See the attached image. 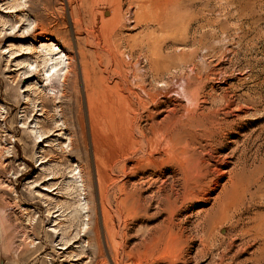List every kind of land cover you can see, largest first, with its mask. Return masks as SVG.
<instances>
[{"label": "rangeland", "instance_id": "1", "mask_svg": "<svg viewBox=\"0 0 264 264\" xmlns=\"http://www.w3.org/2000/svg\"><path fill=\"white\" fill-rule=\"evenodd\" d=\"M99 1L0 0V264H264V222L260 227L259 223L255 222L256 217H259L262 220L264 219V0H175V2H173L174 0H147V2L146 0H140V2L136 0L138 4L141 3V6L137 5L136 1V4H134L132 0H114V4L118 2V5H121L119 11L120 15L118 16H116V14L113 15L116 7L113 3H111L113 0ZM129 2L131 4L133 3V7L130 4L128 5ZM160 3L162 4V7L165 6L167 9L168 4L169 6H172V8L169 7L173 18L171 20L170 27L171 25L172 27L178 25L177 27H173L175 30H167L172 32L171 38L177 35L172 39L169 37L170 35H167L168 37L164 35L163 37V34L161 35L160 33L163 32L168 34V32L166 33V31L158 29L156 23H153L154 19L151 18L152 16H156V12L158 10L157 6ZM92 5H94L95 10H93L94 8ZM134 5L137 6V8ZM154 5H156V7H154ZM138 6H140V8H138ZM141 7H145L148 13H150L148 16L150 20L144 22L139 19L137 15L140 14ZM209 10L213 12H210ZM98 12H100V14H98ZM130 13L131 15L133 14V16H131ZM90 14H94L96 18H92L89 16ZM204 14L205 16H208L205 17ZM225 15H227V18H224ZM177 16H179L178 19ZM91 18L95 21L93 20L92 22ZM110 18L112 19L111 21H109ZM113 18L114 21L115 19H119V21L117 20L118 24L116 21V23L113 21ZM77 19V22H83H81V26L80 23L76 24V22H74ZM222 19L225 20V22L227 21L228 24L224 23ZM136 20H138L137 22L141 20V24L139 25ZM191 20H195V22H192ZM214 20L215 24L218 21H220V24L217 23L218 25H214ZM210 21H212L211 29H209ZM239 21L241 23H239ZM110 22H112L114 26ZM187 22L188 24H186ZM111 24L112 26H110ZM181 24L187 26L188 33L186 32V27ZM235 24L238 25L236 26ZM100 25L101 27H99ZM108 25L111 28H106ZM206 25L207 27L209 25V27L207 28ZM230 25L235 26L236 29H239V31L242 29V32H237L238 30ZM201 26L203 29H200ZM223 26L224 28L222 29L224 30L221 29ZM184 27L185 31H183ZM197 27L200 28L198 29ZM225 27H228V29L225 30ZM240 27L242 28L240 29ZM189 28L191 29L189 30ZM111 29L113 30L111 31ZM180 29H182L183 32H186V35L183 34ZM91 30L96 32H90ZM152 30L153 32H151ZM197 30L199 31L197 32ZM213 30L214 34L216 33L215 35L212 34ZM110 31L112 35L114 32V36L117 38L113 37V39H111L112 35L110 34ZM210 31L212 33H210ZM225 31L227 32V35L225 34ZM173 32L175 35H173ZM196 32L198 34H196ZM98 33L100 35H98ZM138 33H143L141 38L140 35L138 36ZM145 33L151 37L146 39L147 36H144ZM189 33H191V35ZM232 34L235 36H231ZM118 35L122 36L120 37L122 40ZM200 35L202 36V39L200 38ZM143 36L144 38H142ZM153 36L154 40L158 36L156 39L159 42L156 40L150 43V41L153 40ZM226 36L228 38H226ZM239 36L242 42L238 39ZM204 37L205 39H203ZM114 38L116 40H114ZM161 38L163 41L165 38L166 41L163 42L160 40ZM233 38L235 39L233 40ZM133 39H136L137 42ZM104 40H106L104 43L106 46H103ZM107 40H109V43L115 41L113 42L114 47H112V49L110 47L113 46V44L111 43V46L107 45ZM141 40L143 41L141 42ZM174 41L175 44H173ZM186 41L189 43H186ZM154 42L156 44L155 50L151 49L152 46H148L151 44L153 45ZM133 45L137 46L134 47ZM157 46L160 47L159 50H157ZM115 47L120 48L115 49ZM132 47L134 50L138 49V52H136L137 50L133 51ZM147 47H149L151 55H148L150 53ZM162 47L165 48L163 49ZM206 47L209 49L207 50ZM109 48L111 50L115 49V51L118 50L120 54L117 53L118 51L115 52L113 50V55H111L112 52H109ZM153 48H155V45H153ZM180 49H183V57H181L182 51H180ZM160 50L163 51L161 52ZM174 50L177 53H175ZM97 51L99 54H96ZM144 51L145 53H143ZM152 51H155L153 53L158 57H154ZM106 52L109 55H107ZM124 54L128 56L126 57ZM144 54H147L148 56H144ZM98 55H100V58ZM116 55H118V57ZM159 55L161 60L159 59ZM63 56L65 61L63 60ZM108 56H110V58ZM114 56H116V60L114 59ZM167 57H169V59H167ZM50 58L56 60L58 65L53 68V71L46 75L45 66L51 61ZM155 58L159 59V61L156 60L159 66L157 65V62L156 65L154 64L153 61H155ZM61 59L63 61L62 66L59 63ZM180 60H182L181 65L182 62L185 63L188 61L187 65L186 63L184 64L185 66L182 65L183 69L179 64ZM98 61L101 64H98ZM149 61H151V64H147L150 63ZM161 61H163L164 66ZM105 62H107V64H105ZM123 62L128 66H125ZM116 63L118 65H116ZM119 64L121 65L120 67ZM166 64L167 67L165 66ZM122 65L127 67V69ZM193 65L196 67H193ZM113 66L115 70L117 69L119 71V75L117 73L118 71L115 72V70L112 69ZM135 66H137V68ZM133 67L135 69H133ZM160 67L161 71L159 70V73H161H156ZM163 67H165V69ZM168 67H170L169 73L165 71ZM171 67H177L178 69L174 68L176 71H173V68ZM108 68H111V70ZM120 68L121 70L126 69L125 75ZM185 68L186 71L184 70ZM222 69H224L225 72H223ZM151 70L154 71L152 72ZM61 71H63L62 74L60 73ZM133 71L137 72L136 76L139 75L142 79H144L142 80L143 84H141V87H139V84V86L132 88L135 85H138L137 83L141 79L138 78L139 76L137 79L134 78L135 74H133ZM87 72L90 74V84L85 78L86 75H88ZM113 72L117 74L114 76L115 73ZM120 72H122V74H120ZM128 72L133 73L129 74ZM155 73L159 75H156ZM189 73H192V75L194 74L193 76L197 82L192 75H189ZM99 74L102 75L99 76ZM122 75L123 77L129 76L127 79L128 82L131 83L128 84V82L125 81L126 78H122ZM132 75L134 77H132ZM144 75L146 77H144ZM206 75H208V77ZM185 76L186 78H184ZM155 77H157V79ZM189 77L190 80L192 79L193 81H189ZM133 79L135 81H133ZM142 81H140V83H142ZM114 82L116 84L121 83L122 85L113 84ZM132 83H135L134 86H131ZM198 83H200V86L202 85V88ZM123 84L126 86L124 85V87ZM144 84L146 86V88L144 87V90L147 93L142 90ZM166 84L167 86H170L167 88ZM103 85L108 87L107 89L111 86V91L115 88L113 86L116 85L117 89L113 90H118V95L113 92L115 100L111 98L114 96L111 91H103ZM119 86H123L124 91L122 90L123 88H120ZM198 86L200 87V93L199 90L195 91L196 93L193 91L194 96H192L193 92L191 90H195L194 88ZM130 87L135 92H131ZM183 87V90L191 94L193 98L199 99H195L193 102L200 101L201 103L192 102V104L189 103L190 101L188 100L185 101L186 98L184 96V92H182ZM152 88L156 91L154 92V89ZM90 89L92 90L90 91ZM127 89L131 93H129ZM96 92H100L98 94L103 92V95H99L103 99L108 96L107 98H109V102L112 101L110 105L113 104L115 106L114 110L119 109L121 111L130 106L128 110H125L129 111V115H132V119L130 120L128 117L129 115L125 112V110L123 112L121 111L124 115H122V113L118 110L117 112H111L113 115L110 113L113 117L116 116L115 118L118 119V122L115 118L113 120H108L111 117L108 111H112V105L111 108L106 107L105 104L108 101L107 98V101L104 99L105 101H103L102 104H100V99L99 107L101 108L102 106L104 107L102 109L105 110L107 108L109 109L108 111L106 110L107 112L102 110V112L104 111V113H108L107 115L109 116V118H107V116L104 118H106L109 122L113 121L114 123H110L116 126L106 123L108 121L102 118L104 113L100 116L101 109L99 107L96 109V112L100 109V113L98 112L100 118L98 119V113H96L95 110V113L92 111L94 108H97L98 103L97 105L95 103L96 107L93 106V108L90 106L92 105L91 103H89L88 106V98L91 99L92 93L94 96L93 102H95V100L96 102L99 101L97 100L99 99V96H96ZM109 92L112 94L111 97ZM105 93L107 96H104ZM132 93H135L136 95H133ZM150 93L154 94L155 97L154 95L152 97V94ZM130 94L132 96H130ZM121 95L124 97H122L123 99L121 98ZM125 95L129 98L127 101L125 99ZM156 95H158V97H156ZM137 96H139L142 100L140 99L139 101V97L137 98ZM144 96L145 100L143 98ZM225 96H227V98ZM221 97L224 98L223 101V98ZM93 98L91 100H93ZM152 98L156 100V104H154L155 102H153L154 99ZM121 99H125L127 103L124 101L122 102ZM118 100L121 101V103H119ZM145 101L146 103L148 101L150 102L145 104ZM213 101L217 102H215V105L217 106L214 105ZM228 101L231 104L228 103ZM133 102L135 103L136 108L134 109L132 107V110L131 106L134 105ZM141 102L145 108L141 106ZM116 103L118 107L116 106ZM128 103L131 104L128 106ZM149 104L152 105L149 107ZM108 105L109 104H107V106ZM120 105H122V107H120ZM123 105L125 108H123ZM194 105L199 108H197L199 112L198 110H194ZM89 107H91L92 110ZM116 107L117 109H115ZM183 107H193V109H191L195 112H187V114L194 115H191V117L190 115H183L186 114V111H184L185 108ZM136 109H138L137 112L134 111ZM216 109H218L217 112H215ZM91 112L94 113L95 117L90 118V116H94ZM147 112L150 113L148 114ZM117 113L119 114V117L121 116L122 118L119 119L116 115ZM179 113L182 115L180 116L182 118L183 116L186 118H196V121L198 120V125H196L199 128H201V124H207L209 132L206 133L204 131V133L201 131L202 129L195 127V131L193 133L191 130L194 127L186 126V123L188 122H183L186 118H183L182 121L181 118H179L180 120H177ZM200 113L202 115L206 113V115L202 116ZM217 113L218 117L216 116ZM125 114L128 119L127 117L124 119ZM150 114H155V118H153V115L149 116ZM168 114L171 116H167ZM174 114H177L178 117H176L177 115L173 117ZM198 114L202 116L203 119ZM146 116L150 119H146ZM165 116L167 118H163ZM168 117L170 119L172 117L175 119L173 122L169 123L167 122L169 121ZM206 118L212 120L213 124L206 122ZM212 118H214V120ZM123 119L124 121H132V123L135 121V123L132 125L131 122V124L125 122V124L122 122ZM199 119L205 121L200 123L199 121L201 120ZM101 121L102 123L104 121V123H100ZM140 121L142 122L140 123ZM185 121H188V119ZM175 122L178 124L179 133L177 132V125H174L176 124ZM90 123L93 124V126ZM127 123L130 126L126 129L125 127H127ZM104 124H106V128L108 130L104 127ZM118 124L123 125L124 131H121L120 127L122 128V126H119ZM157 124L159 127L162 125L160 130L157 129L159 127H155ZM165 124H167V126ZM169 124H171V127L174 125V128H169ZM100 125L103 126V130L100 128L102 127ZM107 125L109 128L110 126L116 127V129L118 128L119 135H117L118 130L115 128L111 129L112 127L110 128L111 130H109ZM163 125L168 127H165L166 129L164 128L165 133L170 129L168 134L166 133L167 135H164L165 138L163 133H161ZM218 125H220V127ZM91 126L94 129H92ZM136 126L139 128L138 132H141V134L145 133L146 135L143 134L142 136L140 133L136 132L138 130ZM183 126L185 128H183ZM209 127L212 128L210 129ZM133 128H136V130ZM152 128H155L154 131ZM104 129L105 131L107 130L106 133L110 132L107 136L105 134L103 137L101 135L105 133ZM114 129L115 131L111 134V131ZM167 129L168 131H166ZM212 129L214 132L216 129V132L214 133ZM219 129L221 132H219ZM155 130L157 133L156 135L161 137L160 139L162 141L164 140L163 142H161L159 137L156 135L154 137L153 134ZM128 131L129 133L131 132L130 135L133 133V136L130 137L129 134L126 135ZM147 131H150V133ZM189 131H191L192 133H190L193 135L189 134ZM90 133H94L95 136ZM223 134L227 136L223 137ZM170 135H172V138ZM176 135L179 138L176 137ZM187 135L192 137L190 138ZM127 136L130 139H134V141H132L133 139H131V141L135 146L130 144L131 141L127 138ZM98 137H101V139H97ZM123 137L126 138V140H129L130 148L128 141H123ZM149 137L151 139H149ZM152 137L154 138L152 139ZM169 137L172 142H175H173L174 145L170 143L171 141L169 140ZM144 138L151 141L148 143L147 139L145 140ZM155 138H158L157 145L160 147L158 149L159 151H157L159 153L156 152L152 154L150 152L152 147L150 148V146H152L151 143ZM165 139H168L167 141L170 142L165 144ZM187 139L190 141H187ZM181 140L184 141L181 142ZM215 140H219L217 141L218 143ZM179 141L180 143L178 145L177 142ZM186 142L189 143V146ZM140 144L142 145L141 147ZM152 144H155V140ZM176 144L178 145V149H181L180 146H182L184 151L187 149H185L186 146L190 148L192 144L193 146L191 148L194 150L196 148L195 151L198 150L197 152L199 153H195L193 152L194 150H189L188 148L191 153L187 150L189 153L185 151L182 158H180L183 159V157H185L186 161H190L189 163L191 165L186 162L185 159H177V157H181V153H179L180 150L177 149L179 151L177 152L175 149L178 153L177 154L172 152L171 148V146L177 147ZM212 144L214 146H212ZM109 145L111 148H109ZM114 145H117L116 147L118 149ZM162 145H167L168 148L167 146L162 148L164 147ZM184 145L186 146L184 147ZM97 146L99 148L101 147V152L100 150H97L99 149ZM201 146L202 148L204 146V148L201 149ZM169 147L173 153L172 159L170 158L172 161L168 159L169 155L167 157V153H169L167 149L169 150ZM235 147H237V149ZM109 149H111V152ZM116 149L118 150L117 153L115 151ZM148 149L149 151H147ZM199 150L204 152L206 150L207 152L204 154ZM130 151L134 153H131ZM164 153L165 155L163 156L162 154ZM193 153L196 155L198 154L197 158L200 159L196 160V155ZM231 153L235 156H233V154L230 155ZM192 154L195 157H192ZM123 157L125 159L127 158V163L125 164V159ZM163 157L170 160L171 162H169L170 164L172 163V165H170ZM208 158L210 159V162H208ZM102 159L103 161L100 162ZM204 159L207 162H205ZM238 159H240L246 167L243 171L247 173L245 175L242 174V176L240 175V177L236 176V179H234L236 182L238 181V185L241 186L240 188V186H238L234 181L235 185H237V189L243 190V193H245L244 195L240 191V193H242L241 197L244 196L240 198L242 199L241 202L239 198H234V195L231 196L232 191L229 190L234 187L230 188L233 180L229 178L231 177L229 172L231 173L234 171L233 174H235V172L237 174L239 170L241 171V167H244L243 164L240 167L239 162H236ZM162 160H164L165 163L168 162V165L170 166H167L166 164L164 165V161ZM136 161L137 163L142 164H140V166L138 164L137 167H134L136 166ZM144 161H147V163L145 164ZM105 163H110L108 165L110 170L106 166L108 169L107 173H104V177L108 174V178L106 177L108 180L107 182L112 185L110 184V186L109 183H106V187L109 188L110 186V188L107 189L103 186L105 188V194H101L103 190L100 193L101 187L99 186V176L97 175L99 174V170L96 168H106ZM113 163H119V165H114ZM198 163H201L202 166ZM208 163H210V166ZM112 164L113 166H110ZM206 164H208V166H206ZM97 165L99 166L97 167ZM198 165L200 168L206 167V170L204 168V170H200V168L197 169ZM115 166L116 168H114ZM118 166H122V170ZM130 166L133 167L129 168ZM151 167H153V169ZM207 167L211 171H207ZM132 168H135V170H131ZM154 168L157 171H154ZM143 169H145V171ZM128 170H131V172H127ZM101 171L103 172V170ZM119 171L125 174H122ZM205 171L207 172L203 174ZM104 172H106V169H104ZM185 173H187V175ZM184 175L185 177L187 176L188 179H186ZM203 175L204 179H202ZM151 177L154 180L155 178H159V181L156 179L158 183H156V181L154 182ZM163 178L164 181L162 183L161 180H163ZM183 178L185 179L183 180ZM238 178L239 180H237ZM149 180H151V182ZM175 180L176 182H174ZM149 183L150 185L152 184L151 187H148ZM198 183H200V187L202 186L201 188L204 189H199L200 187ZM207 184L210 186L208 187ZM225 184L227 185L225 186ZM139 185L141 190H138ZM186 185L187 188H185ZM181 186L182 188H180ZM183 186L185 187L183 188ZM191 186L193 187V190ZM207 187L209 189H207ZM243 188L247 189L244 190ZM202 190L205 191L203 192ZM228 190L231 191V193H228L229 195L227 194V192H229ZM189 191L193 194H189ZM121 192H124L125 194ZM187 193L190 195H188L189 199L193 195V201L188 200L184 202V199H188V196L186 197ZM103 195L107 196L104 197ZM179 195H181L180 198ZM219 195L220 198H218ZM149 196L152 199L151 202L150 200L147 201ZM227 196L230 199H235V205L228 207L229 210H227L229 212L226 211L225 213L226 215L228 212V215L221 218L218 213H213L212 209L214 205H218L223 202V199L225 201ZM177 198L178 201H181L178 202ZM204 198L207 199L205 200ZM173 199L177 201V205L174 201H172ZM166 200H168V202ZM102 201L105 202V206L107 208H103L102 203L104 202ZM169 201L173 203L169 205ZM103 214L106 216H103ZM203 223H205L204 230L202 228ZM240 231L241 235L239 236Z\"/></svg>", "mask_w": 264, "mask_h": 264}, {"label": "bare ground", "instance_id": "2", "mask_svg": "<svg viewBox=\"0 0 264 264\" xmlns=\"http://www.w3.org/2000/svg\"><path fill=\"white\" fill-rule=\"evenodd\" d=\"M70 1H72V0H70ZM78 1H81V0H78ZM87 1H89V0H87ZM98 1H99V0H98ZM118 1H120V0H118ZM132 1H133L134 4H136V3H135L136 0H132ZM132 1H130V2H132ZM137 1L140 2V0H137ZM137 1H136V2H137ZM142 1H143V0H142ZM176 1H178V0H176ZM99 2H100V1H99ZM110 2H111V1H110ZM110 2H109V3H110ZM130 2L128 3V5H129V4H130V5L133 4V3L131 4ZM146 2H147V0H146ZM146 2H145V3H146ZM148 2H150V1H148ZM168 2H169V1H168ZM171 2H172V1H171ZM173 2H175V0H174ZM83 3H84V2H83ZM111 3L114 4V0H113V2H111ZM115 3H116V1H115ZM121 3H122V2H121ZM162 3H163V2H162ZM89 4H90V3H89ZM91 4H92V3H91ZM116 4H117V5H116ZM116 4H114L116 7H115V10H114L115 13H114L113 15L116 14V16H118V15H120V14H119V11H120V6H121V5H118V2H117ZM140 4H141V3L138 4V2H137V5H140ZM151 4H152V3H151ZM108 5H109V4H108ZM156 5H157V4H156ZM156 5H154V7H156ZM160 5H161V6H160ZM165 5H167V4H165ZM208 5H209V4H208ZM208 5H207V6H208ZM92 6H93V8H94V5H92ZM122 6H123V5H122ZM134 6H135V5H134ZM140 6H141V5H140ZM140 6H138V8H140ZM147 6H148V5H147ZM108 7H109V6H108ZM110 7H111V6H110ZM132 7H133V5H132ZM135 7L137 8V6H135ZM152 7H153V6H152ZM152 7H151V8H152ZM167 7H168V9H167L165 6L162 7V4L160 3V4L157 6V9H158L157 12H156V11H153V12H156V13H157L156 16H155V17L152 16L151 18L154 19V22H153V23H156V25L158 26V29H160L161 31H166V33L168 32V34H165V33H163V32L160 33V34H161V35L163 34V35H162L163 37H164V35H165V36L170 35L169 37L171 38V33H172V32H171V31H167V30H169V29L172 30L173 27H177L178 25H177V26L175 25V26H173V27H172V25H171L172 28L170 27L171 20H172L173 18H172V15H171V11L169 10V7L172 8V6H169V4H168ZM82 8H83V7H82ZM91 8H92V7H91ZM93 8H92V9H93ZM123 8H124V6H123ZM92 9H90V10H92ZM129 9H130V8H129ZM84 10H85V9H84ZM93 10H95V8H94ZM137 10H138V9H137ZM201 10H203V9H201ZM223 10H224V9H223ZM96 11H97V10H96ZM132 11H133V10H132ZM209 11H210V10H209ZM209 11H207V12H209ZM225 11H226V10H225ZM84 12H85V11H84ZM90 12H91V11H90ZM125 12H126V11H125ZM175 12H176V11H175ZM210 12H213V11H210ZM223 12H224V11H223ZM226 12H227V11H226ZM203 13H204V12H203ZM229 13H230V12H229ZM98 14H100V12H98ZM111 14H112V13H111ZM125 14H126V13H125ZM127 14H128V12H127ZM206 14H207V13H206ZM210 14H212V13H210ZM226 14H227V13H226ZM101 15H102V14H101ZM101 15H100V16H101ZM130 15H131V13H130ZM149 15H150V13H148V11L146 10V8H145V7H141V12H140V14H138L137 16L139 17V19H141V20H143V21L145 22V21L150 20V19L148 18ZM199 15H200V14H199ZM201 15H203V14H201ZM208 15H209V13H208ZM208 15H206V16H208ZM222 15H223V14H222ZM230 15L232 16V14H230ZM242 15H243V14H242ZM89 16H91L92 18L95 17L94 14H93V15L90 14ZM103 16H104V15H103ZM131 16H133V14H132ZM196 16H197V15H196ZM196 16H195V17H196ZM204 16H205V14H204ZM206 16H205V17H206ZM223 16H224V15H223ZM243 16H244V15H243ZM243 16H242V18H243ZM101 17H102V16H101ZM128 17H129V14H128ZM197 17H198V16H197ZM197 17H196V18H197ZM209 17H211V16H209ZM220 17H221V16H220ZM232 17H234V16H232ZM232 17H231V18H232ZM239 17H240V16H239ZM78 18H79V17H78ZM86 18H87V17H86ZM92 18H91V19H92ZM95 18H96V17H95ZM95 18H94V19H95ZM118 18H119V17H118ZM130 18H131V17H130ZM133 18H134V17H133ZM178 18H179V16H177V19H178ZM187 18H189V17H187ZM190 18H191V17H190ZM198 18H200V17H198ZM198 18H197V19H198ZM214 18H215V17H214ZM217 18H218V17H217ZM224 18H227V15H225ZM224 18H223V19H224ZM235 18H236V17H235ZM240 18H241V17H240ZM240 18H239V20H240ZM79 19H81V18H79ZM83 19H85V18H83ZM83 19H82V20H83ZM94 19H92V22H93ZM104 19H105V18H104ZM124 19H125V18H124ZM134 19H135V18H134ZM137 19H138V18H137ZM194 19H195V18H194ZM201 19H202V18H201ZM204 19H206V18H204ZM210 19H211V18H210ZM219 19H220V18H219ZM223 19H222V20H223ZM236 19H237V18H236ZM74 20H75V19H74ZM97 20H98V19H97ZM99 20H100V19H99ZM111 20H112V19L110 18L109 21H111ZM117 20L119 21V19H117ZM117 20L115 19L116 22H117ZM141 20H140V21H141ZM202 20H203V19H202ZM202 20H201V21H202ZM207 20H208V19H207ZM222 20H221V21H222ZM226 20H227V19H226ZM234 20H235V19H234ZM77 21H78V19H77L76 21H74V22H76V24H77V23H80V26H81V22H82V21H81V22H77ZM88 21H89V20H88ZM94 21H95V20H94ZM109 21H108V24H109ZM113 21H114V18H113ZM115 21H114V22H115ZM137 21H138V20H136V22H137ZM140 21L137 22V23H139V25L141 24ZM191 21H192V22H195V20H194V21L191 20ZM196 21H197V20H196ZM198 21H199V20H198ZM212 21H213V19H212ZM212 21H210V27H209V25H208L209 29H211V22H212ZM216 21H217V20H216ZM228 21H229V19H228ZM237 21H238V20H237ZM240 21H241V20H240ZM240 21H239V23H241ZM116 22H115V23H116ZM126 22H127V21H126ZM126 22H125V23H126ZM133 22H134V21H133ZM185 22H186V21H185ZM205 22H206V21H205ZM219 22H220V21H218L217 23H219ZM223 22L226 23V24H228V22H227V21L225 22V20H223ZM229 22H230V21H229ZM235 22H236V21H235ZM82 23H83V22H82ZM105 23H106V22H105ZM110 23H112V22H110ZM121 23H122V22H121ZM127 23H129V22H127ZM130 23H131V22H130ZM150 23L153 24L152 22H150ZM150 23H148V24H150ZM189 23H190V22H189ZM202 23H203V22H202ZM202 23H201V24H202ZM217 23H216V24H217ZM230 23H231V22H230ZM230 23H229V24H230ZM239 23H238V24H239ZM242 23H243V22H242ZM244 23H245V22H244ZM246 23H247V22H246ZM76 24H75V25H76ZM94 24H95V23H94ZM94 24H93V25H94ZM112 24H113V23H112ZM112 24H111L110 26H112ZM117 24H118V22H117ZM122 24H124V23H122ZM131 24H132V23H131ZM133 24H134V23H133ZM182 24H183V23H182ZM182 24H181V25H182ZM184 24H185V23H184ZM186 24H188V22H187ZM196 24H197V23H196ZM201 24H200V25H201ZM207 24H209V23H207ZM212 24H213V23H212ZM216 24H215V20H214V25H216ZM219 24H220V23H219ZM226 24H225V26H226ZM238 24H237V25H238ZM247 24H249V23H247ZM247 24H246V25H247ZM101 25H102V24H101ZM101 25H100L99 27H101ZM103 25H104V23H103ZM120 25H121V24H120ZM129 25H130V24H129ZM135 25H136V24H135ZM154 25H155V24H154ZM181 25H180V26H181ZM202 25H203V24H202ZM217 25H218V24H217ZM233 25H234V24H233ZM235 25H236V24H235ZM237 25H236V26H237ZM239 25H241V24H239ZM246 25H245V26H246ZM31 26H32V25H31ZM95 26H96V25H95ZM110 26L108 25V27H106V28H111ZM113 26H114V24H113ZM118 26H119V25H118ZM121 26H122V25H121ZM126 26H127V25H126ZM126 26H125V27H126ZM147 26H148V25H147ZM150 26H151V25H150ZM157 26H155V27H157ZM180 26H179V27H180ZM182 26H185V25H182ZM191 26H192V25H191ZM191 26H190V27H191ZM219 26H220V25H219ZM227 26H229V25H227ZM230 26H231V25H230ZM104 27H105V25H104ZM135 27H136V26H135ZM185 27H186V29H187L186 32L188 33V28H187V26H185ZM185 27H184V30H183V31H185ZM206 27H207V25H206ZM208 27H207V28H208ZM216 27H217V26H216ZM231 27H235V26H231ZM116 28H117V26H116ZM122 28H124V27H122ZM148 28H149V27H148ZM150 28H151V27H150ZM152 28H153V27H152ZM197 28H198V27H197ZM197 28H196V29H197ZM199 28H200V27H199ZM199 28H198V29H199ZM212 28H213V27H212ZM222 28H224V26L221 27V29H222ZM241 28H242V27H240V29H241ZM113 29H115V28H113ZM113 29H111V31H112ZM117 29H118V28H117ZM124 29H125V28H124ZM182 29H183V28H182ZM182 29H180L181 32H183ZM190 29H191V28H189V30H190ZM200 29H203V27L201 26ZM204 29H205V28H204ZM226 29H228V27H227V28L225 27V30H226ZM229 29H230V28H229ZM235 29H236V27H235ZM96 30H97V29H96ZM98 30H99V29H98ZM173 30H175V28H174ZM219 30H220V29H219ZM222 30H224V29H222ZM236 30H238L237 32H240L242 29H241L240 31H239V29H236ZM111 31H110V34L112 35ZM117 31H118V30H117ZM119 31H120V30H119ZM143 31H144V30H143ZM180 31H179V32H180ZM198 31H199V30H197V32H198ZM211 31H212V30H211ZM211 31H210V33H212ZM215 31H216V29H215ZM90 32L95 33L96 31L91 30ZM90 32H88V33H90ZM98 32H99V31H98ZM114 32H115V30H114ZM114 32H113V35H112V38H111V39H113V37H115V36H114ZM148 32H150V31H148ZM151 32H153V30H152ZM169 32H170V33H169ZM181 32H180V33H181ZM186 32H183V34H185ZM191 32H192V30H191ZM197 32H196V34H198ZM221 32H223V31H221ZM232 32H233V30H232ZM234 32H235V31H234ZM241 32H242V31H241ZM143 33H144V32H143ZM143 33H141V34L138 33V36L140 35V38H141V36H142ZM200 33H201V32H200ZM223 33H224V32H223ZM100 34L102 35L101 32H100ZM100 34L98 33V35H100ZM106 34H107V33H106ZM106 34H105V35H106ZM110 34H108V35L111 36ZM118 34H119V33H118ZM121 34H122V32H121ZM148 34H149V33H148ZM152 34H153V33H152ZM189 34L191 35V33H189ZM193 34H194V33H193ZM212 34H214V30H213V33H212ZM215 34H216V33H215ZM215 34H214V35H215ZM220 34H222V33H220ZM225 34L227 35V32H226V31H225ZM88 35H89V34H88ZM91 35H92V34H91ZM105 35H103V36H105ZM115 35H116V34H115ZM149 35H150V34H149ZM161 35H160V36H161ZM173 35H175L174 32H173ZM173 35H172V36H173ZM185 35H186V34H185ZM185 35H184V37H185ZM202 35H203V34H202ZM210 35H211V34H210ZM236 35H237V34H236ZM238 35H239V34H238ZM240 35H241V34H240ZM103 36H102V37H103ZM118 36H119V35H118ZM138 36H137V38H138ZM144 36H145V37L147 36L146 39L149 37L146 33H145ZM144 36H143L142 38H144ZM155 36H156V35H155ZM176 36H177V35H176ZM176 36H173V37H176ZM193 36H194V35H193ZM203 36H204V35H203ZM211 36H212V35H211ZM223 36H224V35H223ZM231 36L234 37L235 35L232 34ZM231 36H230V37H231ZM246 36H247V35H246ZM95 37H96V36H95ZM120 37H122V36H119V38H120ZM134 37H135V36H134ZM150 37H151V36H150ZM150 37H149V38H150ZM157 37H158V36H157ZM157 37H156V38H157ZM167 37H168V36H167ZM173 37H172V38H173ZM187 37H188V36H187ZM190 37H191V36H190ZM196 37H197V36H196ZM201 37H202V36L200 35V38H201ZM230 37H229V38H230ZM93 38H94V37H93ZM97 38H98V37H97ZM115 38H117V37H115ZM115 38H114V40H116ZM125 38H126V37H125ZM128 38H129V37H128ZM128 38H127V39H128ZM140 38H139V40H140ZM153 38H154V36L152 37V39H153ZM156 38H155V40L153 39L152 41H150V43H152L153 41H156V40H157ZM165 38H166V37H165ZM165 38H164V41H166ZM172 38H171V39H172ZM179 38H181V37H179ZM179 38H176V39H179ZM226 38H228V37L226 36ZM226 38H225V39H226ZM109 39H110V38H109ZM111 39H110V40H111ZM120 39H121V38H120ZM174 39H175V38H174ZM188 39H189V38H188ZM201 39H202V38H201ZM203 39H205V37H204ZM234 39H235V38H233V40H234ZM238 39H240V36H239ZM242 39H243V38H242ZM94 40H96V39H94ZM102 40H103V38H102ZM121 40H122V39H121ZM125 40H126V39H125ZM130 40H131V39H130ZM130 40H129V41H130ZM133 40H134L135 42H137L136 39H133ZM133 40H132V41H133ZM137 40H138V39H137ZM160 40H162V38H161ZM167 40H168V39H167ZM199 40H200V39H199ZM240 40H241V39H240ZM105 41H106V40H104V42H103V46H106V44L104 45ZM107 41H108V44H107V45H109V46H111V43L113 44V42H115V41H113V40H112L113 42H111V43H109V40H107ZM117 41H118V40H117ZM119 41H120V40H119ZM142 41H143V40H141V42H142ZM157 41H158V40H157ZM162 41H163V40H162ZM164 41H163V42H164ZM178 41H179V40H178ZM178 41H177V42H178ZM181 41H182V40H181ZM196 41H198V40H196ZM201 41H203V40H201ZM201 41H199V42H201ZM124 42H125V41H124ZM126 42H127V41H126ZM130 42H131V41H130ZM158 42H159V41H158ZM177 42H176V43H177ZM179 42H180V41H179ZM238 42H239V41H238ZM240 42H242V40H241ZM240 42H239V44H240ZM117 43H118V42H117ZM122 43H123V41H122ZM133 43H134V42H133ZM180 43H181V42H180ZM182 43H183V42H182ZM184 43H185V42H184ZM186 43H189V42L186 41ZM201 43H202V42H201ZM98 44H99V43H98ZM118 44H119V43H118ZM136 44H137V43H136ZM139 44H140V43H139ZM139 44H138V45H139ZM147 44H148V43H147ZM168 44H169V43H168ZM173 44H175V41H174ZM237 44H238V43H237ZM239 44H238V45H239ZM99 45H101V44H99ZM122 45H123V44H122ZM153 45H155V48H153ZM153 45L151 44V45H148V46H152L151 49H154V50H155V49H156V44H155V42H154ZM240 45H241V44H240ZM116 46H117V45H116ZM133 46L136 47L137 45H136V46L133 45ZM146 46H147V45H146ZM159 46H160V45H159ZM112 47H114V44H113V46H111L110 48L112 49ZM157 47H158V46H157ZM160 47H161V46H160ZM160 47H158L157 50H159ZM110 48H109V52L111 51V52H112L111 55H113V50L115 51V49H116L117 47H115V49H113V50H111ZM118 48H120V47H118ZM118 48H117V49H118ZM132 48H133V47H132ZM132 48H131V49H132ZM137 48H138V47H137ZM147 48H148V50H149V47H147ZM162 48H163V47H162ZM164 48H165V47H164ZM164 48H163V49H164ZM169 48H170V47H169ZM206 48H207V47H206ZM166 49H167V48H166ZM204 49H205V48H204ZM208 49H209V48H207V50H208ZM78 50H79V49H78ZM119 50H120V49H119ZM136 50H137V51H136ZM136 50H134V48H133V51L138 52V49H136ZM145 50H146V48H145ZM148 50H146V51L148 52ZM182 50H183V49H182ZM182 50L180 49V51H182ZM205 50H206V49H205ZM207 50H206V51H207ZM211 50H212V49H211ZM211 50H210V51H211ZM213 50H214V49H213ZM100 51H103V50H100ZM117 51H118V50H117ZM117 51H115V52H117ZM142 51H143V49H142ZM160 51L162 52L163 50H160ZM160 51H159V52H160ZM167 51H168V50H167ZM171 51H172V50H171ZM171 51H170V52H171ZM180 51H179V52H180ZM104 52H105V51H104ZM107 52H108V50H107ZM107 52H106V54H107ZM115 52H114V53H115ZM120 52H121V51H120ZM129 52H130V51H129ZM153 52H155V51H152V53H153ZM159 52H158V53H159ZM172 52H173V51H172ZM174 52H175V50H174ZM179 52H178V53H179ZM188 52H189V51H188ZM95 53H96V52H95ZM117 53H119V51H118ZM140 53H141V52H140ZM143 53H145V51H144ZM149 53H150V50H149ZM163 53H164V52H163ZM175 53H177V52H175ZM180 53H181V52H180ZM81 54H82V53H81ZM96 54H99V52L97 51ZM119 54H120V53H119ZM119 54H118V55H119ZM126 54H127V53H126ZM141 54H142V53H141ZM141 54H140V55H141ZM155 54H156V53H155ZM159 54H160V53H159ZM172 54H173V53H172ZM190 54H191V53H190ZM107 55H109V54H107ZM114 55H115V54H114ZM118 55H116V56L118 57ZM124 55H125V54H124ZM130 55H131V54H130ZM146 55H147V54H144V56H146ZM148 55H151V53L148 54ZM148 55H147V56H148ZM153 55H154V53H153ZM176 55H178V54H176ZM176 55H175V56H176ZM186 55H187V53H186ZM186 55H185V57H186ZM196 55H197V53H196ZM98 56H99V58H100V55H98ZM98 56H97V57H98ZM116 56H114V59H115V60L117 59ZM125 56H126V55H125ZM127 56H128V55H127ZM127 56H126V57H127ZM138 56H139V55H138ZM155 56H157V55H154V57H155ZM161 56H162V54H161ZM165 56H166V55H165ZM167 56H168V52H167ZM178 56H179V55H178ZM178 56H177V57H178ZM80 57H81V56H80ZM83 57H84V56H83ZM97 57H96V58H97ZM108 57L110 58V56H108ZM123 57H124V56H123ZM140 57H142V56H140ZM154 57H152V58H154ZM157 57H158V56H157ZM157 57H156V58H157ZM181 57H183V51H182ZM185 57H184V60H185ZM190 57H191V55H190ZM102 58H104V57H102ZM105 58H106V57H105ZM146 58H147V57H146ZM146 58H145V59H146ZM156 58H155V61H153L155 65H156V62H157L156 60L159 61V59H160V55H159V59H156ZM165 58H166V57H165ZM191 58H192V57H191ZM131 59H132V58H131ZM133 59H134V58H133ZM149 59H150V58H149ZM167 59H169V57H167ZM179 59H180V58H179ZM182 59H183V58H182ZM193 59H194V58H193ZM50 60H51V61H50L49 63H47L46 66H45V74H46V75H47L48 73H50L51 71H53V68H55V66L58 65V63L56 62V60H54L53 58H50ZM63 60L65 61L64 56H63ZM80 60H81V59H80ZM88 60H89V59H88ZM100 60H101V59H100ZM103 60H104V59H103ZM107 60H108V59H107ZM112 60H113V59H112ZM151 60H152V59H151ZM153 60H154V59H153ZM160 60H161V59H160ZM176 60H177V59H176ZM101 61H102V60H101ZM105 61H106V60H105ZM117 61H118V60H117ZM117 61H116V62H117ZM128 61H129V58H128ZM128 61H127V62H128ZM177 61H178V60H177ZM177 61H175V62H177ZM181 61H182V60L179 61V62H180V63H179L180 65H181ZM125 62H126V60H125ZM149 62H150V63H147V64H151V61H149ZM161 62H162V65H163V64H164L163 61H161ZM161 62H160V63H161ZM166 62H167V61H166ZM168 62H169V61H168ZM59 63H60V65L62 66V64H63L62 59H61V61H59ZM99 63H100V62L98 61V64H99ZM118 63H120V62H118ZM123 63H124V62H123ZM130 63H131V60H130ZM185 63H186V65H187L188 61L185 62ZM185 63L182 62V65H184ZM191 63H192V60H191ZM191 63H190V64H191ZM81 64H82V63H81ZM100 64H101V63H100ZM103 64H104V63H103ZM105 64H107V62H105ZM110 64H111V61H110ZM120 64H121V63H120ZM120 64H119V67L121 66ZM172 64H173V62H172ZM193 64H194V61H193ZM196 64H197V63H196ZM196 64H195V65H196ZM112 65H113V62H112ZM116 65H118V64L116 63ZM124 65H125V63H124ZM124 65H122V66H124ZM126 65H127V64H126ZM126 65H125V66H126ZM157 65H158V62H157ZM160 65H161V64H160ZM168 65H169V64H168ZM182 65H181V68H182ZM188 65H189V64H188ZM195 65H193V67H194ZM100 66H101V65H100ZM105 66H106V65H105ZM105 66H103V67H105ZM114 66H115V64H114ZM114 66H113L112 69L115 70ZM125 66H124V67H125ZM127 66H128V65H127ZM137 66H139V65H137ZM137 66H135V67L137 68ZM153 66H154V65H153ZM158 66H159V65H158ZM158 66H157V67H158ZM163 66H164V65H163ZM165 66L167 67V64H166ZM169 66H170V65H169ZM175 66H176V65H175ZM178 66H179V65H178ZM184 66H185V65H184ZM196 66H197V65H196ZM196 66H195V67H196ZM124 67H123V68H124ZM139 67H140V66H139ZM154 67H156V66H154ZM154 67H153V68H154ZM186 67H187V66H186ZM188 67H189V66H188ZM99 68H100V67H99ZM125 68L127 69V67H125ZM147 68H148V67H147ZM151 68H152V66H151ZM163 68L165 69V67H163ZM169 68H170V67H168L167 70H165L167 73H169V71H170ZM171 68H173L172 70L174 71L177 67H176V68H175V67H171ZM174 68H175V69H174ZM179 68H180V67H179ZM108 69L111 70V68H108ZM108 69H107V70H108ZM126 69H125V70H126ZM128 69H129V67H128ZM133 69H135V68L133 67ZM156 69H158V68H156ZM164 69H163V70H164ZM177 69H178V68H177ZM182 69H183V68H182ZM182 69H179V70H182ZM197 69H198V68H197ZM107 70H106V71H107ZM109 70H108V71H109ZM120 70H121V68H120ZM125 70H121V71L124 72V75H125ZM138 70H139V69H138ZM148 70H149V69H148ZM159 70L161 71V67L158 69V72L155 70L156 73H159ZM163 70H162V71H163ZM184 70L186 71V68H185ZM184 70H183V71H184ZM108 71H107V73H108ZM112 71H113V70H112ZM117 71H118V70L116 69L115 72H117ZM151 71H152V70H151ZM153 71H154V70H153ZM153 71H152V72H153ZM175 71H176V70H175ZM197 71H198V70H197ZM218 71H219V70H218ZM222 71L225 72L224 69H222ZM92 72H93V71H92ZM115 72H113V73H115ZM133 72H134V71H133ZM133 72H132V73H133ZM139 72H140V71H139ZM190 72H191V71H190ZM220 72H221V71H220ZM60 73L62 74L63 71H61ZM85 73H86V72H85ZM117 73H118V75H119V71H118ZM117 73H115L114 76H115ZM128 73H129V72H128ZM132 73L130 72L129 74H132ZM156 73H155V74H156ZM160 73H161V72H160ZM160 73H159V74H160ZM185 73H186V72H185ZM199 73H200V72H199ZM87 74H88V72H87ZM104 74H105V73H104ZM120 74H122V72H120ZM129 74H128V75H129ZM133 74H135V77H134L133 75H132V77H134V78L137 79V77L139 76V75L136 76L137 72H134ZM159 74H156V75H159ZM165 74H166V73H165ZM197 74H198V72H197ZM216 74H218V73H216ZM220 74H221V73H220ZM84 75H85V74H84ZM101 75H102V74H99V76H101ZM126 75H127V72H126ZM145 75H146V74H145ZM145 75H144V77H146ZM163 75H164V74H163ZM163 75H162V77H163ZM189 75H192V73H191V74L189 73ZM193 75H194V74H193ZM193 75H192V76H193ZM200 75H202V74H200ZM222 75H223V74H222ZM120 76H121V75H120ZM153 76H154V75H153ZM160 76H161V75H160ZM206 76L208 77V75H206ZM94 77H95V76H94ZM103 77H104V75H103ZM109 77H110V76H109ZM127 77H129V76H127ZM127 77H126V76L123 77V75H122V78H126V79H125L126 82H128ZM144 77H143V78H144ZM157 77H158V76H157ZM157 77H155V78L157 79ZM190 77H191V76H190ZM190 77H189V81H193L192 79L190 80ZM193 77H194V76H193ZM85 78H86V80L88 81V83L90 84V82H89V80H90V74L86 75ZM98 78H99V77H98ZM101 78H102V77H101ZM101 78H100V79H101ZM130 78H131V77H130ZM138 78H139V79L141 78L140 81L144 80V79H142V77H140V76H139ZM155 78H154V79H155ZM158 78H159V77H158ZM184 78H186V76H185ZM184 78H183V79H184ZM187 78H188V77H187ZM200 78H201V76H200ZM104 79H105V78H104ZM156 79H155V80H156ZM194 79H195V77H194ZM204 79H205V78H204ZM102 80H103V78H102ZM102 80H101V83H102ZM184 80H185V79H184ZM195 80H196V79H195ZM206 80H207V79H206ZM94 81H95V80H94ZM133 81H135V80L133 79ZM140 81H139V82L137 81L138 83L136 82L138 85H135V86H134L135 83H134V84L132 83V85H131V84H130V85H131V86H134V87H132V88H135L136 86H139V84H140L139 87H141V86H142L141 84H143V81H142V83H140ZM104 82H105V80H104ZM126 82H125V84H126ZM183 82H184V81H183ZM196 82H197V80H196ZM196 82H195V83H196ZM122 83H123V82H122ZM129 83H131V82H128V84H129ZM144 83H145V82H144ZM190 83H191V82H190ZM190 83H189V84H190ZM104 84H105V83H104ZM107 84H109V83H107ZM113 84H116V83L114 82ZM117 84H119V83H117ZM117 84H116V85H117ZM120 84H121V83H120ZM120 84H119V85H120ZM125 84H123V86H124ZM192 84H193V82H192ZM198 84H199V86H200V83H198ZM202 84H203V83H202ZM105 85H106V84H105ZM105 85H103V86L105 87ZM109 85H110V84H109ZM111 85H112V84H111ZM116 85L113 86V87H115L114 89H117V88H116ZM121 85H122V84H121ZM121 85H120V86H121ZM196 85H197V84H196ZM106 86H108V85H106ZM120 86H119V87H120ZM123 86L120 87V88H123ZM125 86H126V85H125ZM125 86H124V87H125ZM150 86H151V85H150ZM166 86H167V84H166ZM169 86H170V85H169ZM169 86H167V88H168ZM189 86H191V85H189ZM193 86H194V85H193ZM199 86L196 87V88H198V89L194 88L195 90H193V89H192L193 87L191 86V87H192V88H191V89H192L191 91H192V92H193V91L195 92V91H198V90H199V93H200V89H199V88H200V87L202 88V85H201L200 87H199ZM98 87H99V85H98ZM104 87H103V91H104V92H105L106 90L111 91V90H110V89H111V88H110L111 86H109V89H107L108 87H105L106 89H105ZM113 87H112V88H113ZM127 87H128V86H127ZM144 87L146 88L145 84H144V86L142 87V90L145 89ZM152 87H153V86H152ZM228 87H229V86H228ZM92 88H93V87H92ZM132 88L130 87L131 92L134 91V90H132ZM171 88H172V87H171ZM188 88H189V87H188ZM188 88H187V89H188ZM203 88H204V87H203ZM94 89H95V87H94ZM96 89H98V88H96ZM99 89H100V88H99ZM114 89H113V90H114ZM128 89H129V87H128ZM128 89H127V90H128ZM147 89H148V88H147ZM147 89H146V90H147ZM152 89H154V88H152ZM152 89H150V90H152ZM165 89H166V88H165ZM183 89H184V87L182 88V92H184V96H185V98H186L185 101L188 100V101H190L189 103H192L193 101H195V99L199 100L198 98H193V97H192V96H194V92H193V95L191 96V94H189L187 91H184ZM91 90H92V89H90V91H91ZM113 90L111 91L113 95H114L113 92H115L116 94L118 93V92H117L118 90H115V91H113ZM122 90L124 91V88H123ZM162 90H163V89H162ZM162 90H161V92H162ZM189 90H190V89H189ZM189 90H188V91H189ZM96 91H97V90H96ZM100 91H101V89H100ZM128 91H129V90H128ZM140 91H141V90H140ZM144 91H145V90H144ZM155 91H156V90L154 89V92H155ZM158 91H159V90H158ZM226 91H227V90H226ZM111 92H109V93H110V97L112 96ZM131 92L129 91V93H131ZM134 92H135V91H134ZM145 92H146V91H145ZM145 92H144V93H145ZM150 92H151V91H150ZM189 92H190V91H189ZM201 92H203V91H201ZM96 93H97V92H96ZM98 93H100V92H98ZM98 93L96 94V96H97V95H98V96H99V95H103V94H102L103 92H101V94H98ZM106 93H107V92H106ZM106 93H105L104 96H107ZM119 93H120V92H119ZM122 93H123V92H122ZM136 93H137V92H136ZM146 93H147V92H146ZM158 93H159V92H158ZM195 93H196V92H195ZM89 94H90V93H89ZM120 94H121V93H120ZM120 94H119V95H120ZM132 94L134 95L135 93H132ZM150 94H152V93H150ZM156 94H157V93H156ZM179 94H180V93H179ZM202 94H204V93H202ZM224 94H225V92H224ZM117 95H118V94H117ZM127 95H128V94H127ZM135 95H136V94H135ZM138 95H139V94H138ZM153 95H154V94H152V97H153ZM160 95H161V93H160ZM90 96H91V94H90ZM104 96H103V97H104ZM130 96H132V95L130 94ZM142 96H143V95H142ZM146 96H147V95H146ZM177 96H178V94H177ZM202 96H203V95H202ZM223 96H224V95H223ZM87 97H88V96H87ZM93 97H94V96H93V93H92V97H91V99H92ZM107 97H108V96H107ZM107 97L104 98L106 101H107V99H108V101H107L108 103L106 102V104H105L106 107H110V108H111V105H112V111H108V110H109L108 108L106 109V110L109 112V115H110L111 112L113 113V111H114V112H117V111L119 110V109H117V107H118V106H117V103H118V102L116 103V106H117V107L115 108V109H117V110H114V107H115V106H114L113 104L110 105V103H111L112 101L109 102V98H107ZM114 97H115V95L112 96L111 98L114 99ZM117 97H118V96H117ZM117 97H116V98H117ZM122 97H123V96L121 95V98H122ZM125 97H126V95H125ZM138 97H139V96H137V98H138ZM154 97H155V95H154ZM156 97H158V95H156ZM161 97H162V96H161ZM179 97H180V96H179ZM195 97H196V95H195ZM225 97L227 98V96H225ZM98 98H99V99H97V100H99L98 102H96V100H95V102H93V101H94V98H93V100H91L90 98H88V106H89V103H91L92 105H90V106L93 108V106H95V103H96V105H97V103H98L97 108H94L93 110H92L91 107H89V108H91V110H92L93 112H94V110H95V112H96V109H98V107L100 106V105H99L100 99H101L100 104H102V102L105 101L101 96H99ZM106 98H107V99H106ZM118 98H119V97H118ZM118 98H117V99H118ZM123 98H124V97H123ZM123 98H122V99H123ZM143 98H144V100H145V96H144ZM204 98H205V97H204ZM216 98H217V97H216ZM221 98H223V97H221ZM89 99H90V101H92L94 104H93L92 102H90ZM95 99H96V98H95ZM102 99H103V100H102ZM113 99H112V100H113ZM117 99H116V100H117ZM119 99H120V98H119ZM122 99H121V100H122ZM125 99H126V101H127V99H129V98L126 97ZM125 99L122 100V102L124 101L125 103H127V102L125 101ZM140 99H141V98L139 97V101H140ZM152 99H154V98H152ZM152 99H151V100H152ZM156 99H158V98H156ZM259 99H260V98H259ZM114 100H115V99H114ZM130 100H132V99H130ZM130 100H129V101H130ZM141 100H142V99H141ZM144 100H143V101H144ZM149 100H150V99H149ZM158 100H159V99H158ZM158 100H157V101H158ZM164 100H165V99H164ZM179 100H181V99H179ZM182 100H183V99H182ZM223 100H224V98L222 99V101H223ZM118 101H119V100H118ZM152 101H153V100H152ZM155 101H156V100L154 99L153 102H155ZM160 101H161V99H160ZM201 101H202V100H201ZM222 101H221V102H222ZM225 101H226V100H225ZM114 102H115V101H114ZM131 102H132V101H131ZM148 102H150V101H148ZM148 102H147V103H148ZM161 102H162V101H161ZM198 102H200V101L193 102V103H198ZM203 102H204V99H203ZM213 102H214V105H215V102H216V101H213ZM119 103H121V101H119ZM119 103H118V104H119ZM133 103H134V102H133ZM136 103H137V102H136ZM144 103L147 104L146 101H145ZM151 103H152V102H151ZM157 103H158V102H157ZM183 103H184V102H183ZM193 103H192V104H193ZM200 103H201V102H200ZM216 103H217V102H216ZM224 103H225V102H224ZM228 103H230V102L228 101ZM107 104H109L110 106H109V105L107 106ZM123 104H124V103H123ZM130 104H131V103H130ZM130 104L128 103V106H129ZM138 104H139V102H138ZM152 104H153V103H152ZM152 104H151V105H152ZM154 104H156V102H155ZM186 104H187V103H186ZM218 104H220V103H218ZM230 104H231V103H230ZM136 105H137V104H136ZM151 105L149 104V107H150ZM189 105H190V104H189ZM198 105H199V104H198ZM103 106H104V103H103ZM134 106H135V103H134L133 106H131V109H132V110H133V108H134V109L136 108V106H135V107H134ZM138 106H139V105H138ZM138 106H137V108H138ZM141 106H143L142 102H141ZM146 106H147V105H146ZM154 106H155V105H154ZM158 106H160V105H158ZM191 106H193V105H191ZM215 106H217V105H215ZM219 106H220V105H219ZM219 106H218V107H219ZM223 106H224V105H223ZM95 107H96V106H95ZM106 107H105V108H106ZM120 107H122V105H120ZM129 107H130V106H129ZM129 107H126V108H125L124 105H123V108H125V109H127V110H128ZM132 107H133V108H132ZM143 107H144V106H143ZM152 107H153V106H152ZM174 107H175V106H174ZM174 107H173V108H174ZM213 107H214V106H213ZM99 108H100V107H99ZM102 108H104V107L101 106V108H100L101 111H100V109H99V111L101 112L100 116H102V113H104V111L107 112L105 109H102ZM123 108H122V109H123ZM139 108H140V107H139ZM144 108H145V107H144ZM183 108H185L184 111H186V112H185L186 114H183V115H185V116L188 115L187 112L193 113V112H195L196 110L199 109L197 106L195 107V105H194V110H195V111L192 110L193 107H191L192 109L189 108V107H188L189 109L186 108V107H183ZM183 108H182V110H183ZM197 108H198V109H197ZM201 108H202V107H201ZM201 108H200V109H201ZM214 108H216V107H214ZM223 108H224V107H223ZM223 108H222V109H223ZM241 108H243V107H241ZM241 108H240V109H241ZM125 109H123V110H121V111L123 112ZM141 109H142V108H141ZM141 109H140V110H141ZM219 109H221V108H219ZM88 110H89V109H88ZM102 110H104V111L102 112ZM132 110H131V111H132ZM137 110H138V109H136V110H134V111L137 112ZM143 110H144V109H143ZM177 110H178V108H177ZM188 110H189V111H188ZM223 110H224V109H223ZM226 110H228V109H226ZM99 111H98V112H99ZM119 111H120V110H119ZM121 111H120V113H122ZM131 111H130V112H131ZM147 111H148V108H147ZM184 111H183V112H184ZM191 111H192V112H191ZM200 111L203 112L202 110H200ZM217 111H218V109L215 110V112H217ZM224 111H225V110H224ZM95 112H94V113H95ZM98 112H96V113H98ZM100 112H99V113H100ZM125 112H127L128 115L130 114L129 111H126V110H125ZM151 112H152V111H151ZM169 112H171V111H169ZM198 112H199V110H198ZM198 112H197V113H198ZM219 112H222V111H219ZM94 113L91 112L92 115H94ZM99 113H98V117H97L98 119L100 118ZM112 113H111V114H112ZM132 113H133V112H132ZM140 113H141V111H140ZM147 113H148V112H147ZM149 113H150V112H149ZM149 113H148V114H149ZM167 113H168V112H167ZM171 113H172V112H171ZM210 113H211V112H210ZM228 113H229V112H228ZM88 114H89V113H88ZM107 114H108V113H104L105 116L103 115L102 118H104V117H106V116H107V118H109V116H108ZM181 114H182V113H181ZM200 114H201V113H200ZM226 114H227V112H226ZM96 115H97V114H96ZM112 115H113V114H112ZM112 115H110L111 117H110L108 120H113V119L116 117L115 114H114L115 117H113ZM116 115H117V117H118L119 119L122 118L121 116L119 117V114H118V113H117ZM120 115H121V114H120ZM122 115H124V113H122ZM142 115H143V113H142ZM151 115H153V118H155V117H154L155 114H150L149 116H151ZM165 115H166V114H165ZM169 115H170V114H168L167 116H169ZM176 115H177V114H176ZM176 115L174 114L173 117L176 116ZM189 115H190V114H189ZM189 115H188V116H189ZM191 115H192V114H191ZM191 115H190V117H191ZM193 115H194V114H193ZM193 115H192V116H193ZM198 115H199V114H198ZM201 115H202V114H201ZM203 115H206V113L203 114ZM203 115H202V116H203ZM209 115H210V114H209ZM214 115H215V114H214ZM131 116H132V115H131ZM131 116H130V115L128 116V117L130 118V120L132 119ZM136 116H137V115H136ZM143 116H144V115H143ZM147 116H148V115H147ZM147 116H146V117H147ZM170 116H171V115H170ZM180 116H182V115H180V113H179V117H178V115L176 116V117H178L177 120H180L179 118H181V121H182L183 118H184V119L186 118V117H184V116H183V118L180 117ZM199 116H200V115H199ZM199 116H197V117H199ZM202 116H200V117L202 118ZM207 116H208V115H207ZM207 116H206V117H207ZM210 116H211V115H210ZM210 116H208V117H210ZM216 116L218 117V113L216 114ZM219 116H220V115H219ZM91 117L93 118V117H95V115H94V116H90V118H91ZM125 117H127L126 114H125V116H124V119H125ZM128 117H127V119H128ZM134 117H135V115H134ZM146 117H144V118H146ZM156 117H157V116H156ZM173 117H172V118H173ZM195 117H196V115H195ZM225 117H226V116H225ZM237 117H238V115H237ZM97 118H96V119H97ZM138 118H139V117H138ZM163 118H167V117L165 116V117H163ZM163 118H162V120H163ZM168 118H169V117H168ZM172 118H171V119H172ZM222 118H223V117H222ZM226 118H227V117H226ZM226 118H225V119H226ZM104 119L107 120L106 118H104ZM104 119H103V120H104ZM115 119H116V118H115ZM124 119L122 120L123 123H125V122H128L129 124L132 123V121H130V122H131V123H130L129 121H124ZM127 119H126V120H127ZM134 119H135V118H134ZM136 119H137V118H136ZM142 119H143V118H142ZM146 119H150V118L147 117ZM171 119L169 118V121H167V122H169V123H170V122H173L175 118H173L172 121H171ZM186 119H188V121H185ZM186 119H185L183 122H184V123H185V122H188V123H186V126L194 127V128H192V130H191V131H193V133H194V131H195V127H198V126H197V125H198V124H197L198 120L196 121V118H194V117H192V118H188V117H187ZM189 119H190V120H189ZM202 119H203V118H202ZM202 119H199V120H201V121H199L200 123H203V121H205V120H206V122H209L210 124L212 123V120H210V119H208V118H206L205 120H202ZM212 119L214 120V118H212ZM217 119H218V118H217ZM227 119H228V118H227ZM94 120H95V118H94ZM101 120H102V119H101ZM105 120H104V121H105ZM108 120H107V121H108ZM116 120H117V122H118V119H116ZM140 120H141V119H140ZM177 120H176V121H177ZM215 120H216V119H215ZM104 121H103V123H104ZM133 121H134V120H133ZM147 121H148V120H147ZM158 121H159V120H158ZM165 121H166V120H165ZM220 121H221V120H220ZM220 121H219V122H220ZM90 122H91V120H90ZM95 122H96V121H95ZM110 122H113V121H110ZM110 122L108 121V122H106V123L109 124ZM141 122H142V121H140V123H141ZM177 122H178V121H177ZM206 122H205V123H206ZM226 122H227V121H226ZM91 123H92V122H91ZM91 123H90V124H91ZM97 123H98V122H97ZM100 123H102V121H101ZM103 123H102V124H103ZM113 123H114V122H113ZM119 123H120V120H119ZM123 123H122V124H123ZM128 123H127V127H125L126 129L128 128V126H130V125H128ZM134 123H135V121L132 123V125H134ZM149 123H150V122H149ZM175 123H176V122H175ZM178 123H179V122H178ZM180 123H181V122H180ZM227 123H228V122H227ZM98 124H99V123H98ZM98 124H97V125H98ZM110 124L113 125L112 123H110ZM110 124H109V125H110ZM115 124H116V122H115ZM125 124H126V123H125ZM151 124H152V123H151ZM155 124H156V122H155ZM158 124H161V123H158ZM158 124H157V125H158ZM196 124H197V125H196ZM212 124H213V123H212ZM224 124H225V123H224ZM231 124H232V123H231ZM91 125L93 126V124H91ZM118 125H119V124H118ZM120 125H121V124H120ZM120 125H119V126H120ZM138 125H139V123H138ZM157 125H155V127H159V125H158V126H157ZM165 125L167 126V124H165ZM170 125H171V124H169L168 127H169ZM174 125H177V132H178V124L176 123V124H174ZM174 125H173V126H174ZM181 125H183V124H181ZM181 125H180V126H181ZM203 125H204V126H203ZM203 125L201 124V128H199V127H198V128H199V129H202L201 131H203V132L205 131L206 133H208V132H209V129H208V127H207V124H204V123H203ZM228 125H229V124H228ZM235 125H236V124H235ZM92 126H91V127H92ZM100 126H102V125H100ZM113 126H116V125H113ZM121 126H122V128L120 127L121 131H124V127H123V125H121ZM124 126H126V125H124ZM140 126H141V125H140ZM147 126H148V124H147ZM166 126L163 125V129H162L163 132H162V130H161V133H163V136H164V135H167L168 132L170 131V129H169V131H168V129H167V130H166V131H168V132H166L167 134L164 132L165 129L168 128V127H166ZM173 126H172V127L170 126L169 128L172 129V128H174ZM202 126H203V127H202ZM215 126H216V125H215ZM218 126L220 127V125H218ZM233 126H234V125H233ZM96 127H97V126H96ZM104 127L106 128V124H104ZM107 127L109 128L108 125H107ZM111 127H112V126H110V128H111ZM132 127H133V126H132ZM136 127H137V126H136ZM152 127H154V126H152ZM165 127H166V128H165ZM224 127H225V126H224ZM234 127H235V126H234ZM98 128H99V126H98ZM98 128H97V129H98ZM100 128L103 130V126L100 127ZM110 128H109V130H111V129H113V128L116 129V127H112L111 129H110ZM148 128H149V127H148ZM161 128H162V125H161V127L157 128V129L160 130ZM164 128H165V129H164ZM175 128H176V127H175ZM183 128H185V127L183 126ZM209 128H210V127H209ZM211 128H212V127H211ZM211 128H210V129H211ZM213 128H214V127H213ZM227 128H228V127H227ZM232 128H233V127H232ZM92 129H94V128L92 127ZM95 129H96V128H95ZM106 129H107V128H106ZM115 129L111 131V134H112V132L115 131ZM122 129H123V130H122ZM133 129L136 130V128H133ZM133 129H131V130H133ZM137 129H138V130H137L136 132L139 131V128H138V127H137ZM140 129H142V128H140ZM154 129H155V128H154ZM154 129L152 128L153 131H154ZM187 129H188V127H187ZM189 129H191V128H189ZM193 129H194V130H193ZM220 129H221V128H220ZM220 129H219V132H221ZM234 129H235V128H234ZM98 130H99V129H98ZM98 130H97V131H98ZM107 130H108V129H107ZM107 130H106V131H107ZM116 130H118V128H117ZM175 130H176V129H175ZM184 130H185V129H184ZM212 130H213V129H212ZM223 130H224V129H223ZM226 130H227V129H226ZM229 130H230V129H229ZM99 131H101V130H99ZM104 131H105V129H104ZM106 131H105V133H104L103 135H101V136L104 137L105 134H106V136H107V134H108L110 131H109L108 133H106ZM141 131H142V130H141ZM179 131H180V127H179ZM185 131H186V130H185ZM191 131H189V134L192 133ZM199 131H200V130H199ZM91 132H92V130H91ZM93 132H94V131H93ZM117 132H118L117 135H119V130H118ZM134 132H135V131H134ZM143 132H144V131H143ZM147 132H148V131H147ZM157 132H158V131H157ZM174 132H175V131H174ZM174 132H171V133H174ZM190 132H191V133H190ZM196 132H197V131H196ZM205 132H204V133H205ZM213 132H214V130H213ZM215 132H216V129H215ZM215 132H214V133H215ZM126 133H127V132H126ZM130 133H131V132H130ZM130 133H129V131H128V133H127L126 135H128V134L130 135ZM138 133L141 134V132H138ZM148 133H150V131H149ZM161 133H160V134H161ZM175 133H176V132H175ZM178 133H179V132H178ZM214 133H213V134H214ZM223 133H224V132H223ZM227 133H229V132H227ZM90 134H91V133H90ZM92 134H94V133H92ZM92 134H91V135H92ZM114 134H115V133H114ZM143 134H145V133H143ZM143 134H141V135L143 136ZM156 134H157V133H156V130H155V132H154V134H153L154 137H155ZM169 134H170V133H169ZM176 134H177V133H176ZM141 135H140V136H141ZM145 135H146V134H145ZM172 135H173V134H172ZM172 135H170L171 138H172ZM181 135H182V134H181ZM181 135H180V136H181ZM191 135H193V134H191ZM196 135H197V134H196ZM198 135H199V134H198ZM209 135H210V134H209ZM209 135H208V136H209ZM219 135H220V133H219ZM93 136H95V134H94ZM98 136H99V134H98ZM131 136H133V133H132V135H130V137H131ZM147 136H148V135H147ZM147 136H146V137H147ZM156 136H157V135H156ZM163 136H162V139H163ZM173 136H174V135H173ZM184 136H185V135H184ZM187 136H188V135H187ZM194 136H195V135H194ZM194 136H193V137H194ZM205 136H206V135H205ZM210 136H211V135H210ZM213 136H214V135H213ZM215 136H216V134H215ZM220 136H221V135H220ZM220 136H219V137H220ZM224 136H227V135H224V134H223V137H224ZM124 137H126V136H124ZM124 137H123V138H124ZM144 137H145V136H144ZM150 137H151V135H150ZM150 137H149V139H151ZM154 137H152V139H153ZM157 137H159V136H157ZM176 137H178V136L176 135ZM188 137H190V136H188ZM191 137H192V136H191ZM191 137H190V138H191ZM197 137H198V136H197ZM211 137H212V136H211ZM211 137H210V138H211ZM94 138H95V137H94ZM94 138H93V139H94ZM127 138H129V137L127 136ZM160 138H161V137H159V139H160ZM164 138H165V136H164ZM166 138H167V137H166ZM171 138L169 137V140H170V141H171ZM178 138H179V137H178ZM97 139H101V137H100V138L98 137ZM102 139H103V138H102ZM129 139H130V138H129ZM131 139H133V138H131ZM131 139H130V141H131ZM144 139L146 140L147 138H144ZM175 139H176V138H175ZM203 139H204V138H203ZM205 139H206V138H205ZM226 139H227V138H226ZM114 140H115V139H114ZM125 140H126V138L123 139V141H125ZM154 140H155V144H152ZM154 140H153L152 143H151L152 146H150V148L152 147V149H151V151H150L152 154H154V153H156V152L159 153V152H158V151H159L158 149H159V147H160V146L157 145V143H158V138H155ZM160 140H161V139H160ZM165 140H166V139H165ZM167 140H168V139H167ZM167 140H166V143H165V144H167L168 142H170V141H167ZM173 140H174V138H173ZM196 140H197V138H196ZM198 140H199V139H198ZM200 140H201V139H200ZM211 140H212V138H211ZM213 140H214V139H213ZM219 140H220V138H219ZM219 140H217V141H219ZM222 140H223V139H222ZM232 140H233V139H232ZM95 141H96V140H95ZM99 141H100V140H99ZM101 141H102V140H101ZM126 141H128V144L130 143L129 140H126ZM132 141H134V139H133ZM132 141H131L130 144H131V145H134V144H132ZM143 141H144V140H143ZM147 141H148V139H147ZM150 141H151V140H149L148 143H149ZM163 141H164V140H163ZM163 141L161 140V142H163ZM175 141H178V140H175ZM182 141H184V140H181V142H182ZM187 141H190V140L187 139ZM205 141H206V140H205ZM215 141H216V140H215ZM217 141H216V142H217ZM220 141H221V140H220ZM224 141H225V140H224ZM235 141H236V140H235ZM159 142H160V141H159ZM173 142H174V141H173ZM173 142L171 141L170 143L174 145L175 142H174V143H173ZM192 142H193V141H192ZM212 142H213V141H212ZM216 142H215V143H216ZM221 142H222V141H221ZM105 143H106V142H105ZM126 143H127V142H126ZM148 143H147V144H148ZM179 143H180V141L177 142L178 145H179ZM183 143H184V142H183ZM201 143H202V141H201ZM201 143H200V144H201ZM206 143H207V141H206ZM213 143H214V142H213ZM217 143H218V142H217ZM226 143H227V142H226ZM226 143H225V144H226ZM94 144H95V143H94ZM106 144H107V143H106ZM110 144H111V143H110ZM116 144H117V143H116ZM128 144H127V145H128ZM130 144H129V148H130ZM144 144H145V143H144ZM159 144H160V143H159ZM161 144H163V143H161ZM165 144H164V145H165ZM171 144H170V145H171ZM177 144H176V145H177ZM184 144H185V143H184ZM186 144L189 146V143L186 142ZM196 144H197V143H196ZM223 144H224V143H223ZM164 145H162V146H164ZM178 145H177V147H176V146H173V147H174V151H173V147L171 146V148H172V152H174V153H177V152H179L178 150H180L179 153H181V155H180V154H179V155H180L181 157L178 158V157L176 156L177 159L182 158V155L184 154L185 151L188 152L190 149H191V150H194L193 148H191V147L193 146V144H192V146H191L190 148H189L188 146L184 145V147L186 146L185 149L187 148L185 151L183 150L182 146H180V148H181L182 150H181V149H178ZM201 145H203V144H201ZM209 145H210V144H209ZM94 146H95V145H94ZM109 146H110V145H109ZM114 146L116 147L117 145H114ZM134 146H135V145H134ZM141 146H142V145L140 144V147H141ZM148 146H149V144H148ZM162 146H161V147H162ZM166 146H167V145H166ZM166 146H164V147H162V148H165ZM194 146H195V145H194ZM206 146H207V144H206ZM212 146H214V145L212 144ZM222 146H223V145H222ZM222 146H221V147H222ZM224 146H225V145H224ZM234 146H235V145H234ZM97 147H98V146H97ZM144 147H145V146H144ZM144 147H143V150H144ZM196 147H197V146H196ZM210 147H211V146H210ZM237 147H238V145H237ZM237 147H235V148L237 149ZM92 148H93V147H92ZM95 148H96V147H95ZM98 148H99V147H98ZM109 148H111V146H110ZM116 148H117V147H116ZM126 148H127V147H126ZM126 148H125V151H126ZM145 148H146V147H145ZM167 148H168V146H167ZM171 148L169 147V150L167 149V151L169 152V153H167V157H168V155H169L168 159H170V158L172 159V157H173V156H172L173 153L171 152ZM188 148H189V150H188ZM203 148H204V146H203ZM203 148H202V146H201V149H203ZM213 148H214V147H213ZM213 148H212V149H213ZM239 148H240V146H239ZM239 148H238V149H239ZM112 149H115V148H112ZM117 149H118V148H117ZM117 149L115 150L116 153H117V151H118ZM141 149H142V148H141ZM141 149H139V150H141ZM175 149H176V150L178 149L177 152L175 151ZM197 149H198V147H197ZM205 149H206V147H205ZM240 149H241V148H240ZM97 150H100V152H101V147H100L99 149H97ZM97 150H94V151H97ZM106 150H107V149H106ZM119 150H121V149H119ZM157 150H158V151H157ZM164 150H166V149H164ZM187 150H188V151H187ZM195 150H196V148H195ZM195 150H194L193 152L196 153L198 150H197V151H195ZM208 150H209V149H208ZM210 150H211V149H210ZM109 151L111 152V149H109ZM113 151H114V150H113ZM125 151H124V152H125ZM147 151H149V149H148ZM199 151H201V150H199ZM235 151H236V150H235ZM235 151H234V152H235ZM239 151H240V150H239ZM98 152H99V151H98ZM100 152H99V153H100ZM110 152H109V153H110ZM130 152H131V151H130ZM142 152H143V151H142ZM150 152H149V154H150ZM164 152H166V151H164ZM189 152H190V151H189ZM189 152H188V153H189ZM201 152H203L204 154H206L205 152H207V151L205 150V152H204V151H201ZM208 152H210V151H208ZM212 152H213V151H212ZM230 152H231V151H230ZM234 152H233V153H234ZM112 153H114V152H112ZM116 153H115V156H116ZM118 153H119V152H118ZM131 153H134V152H131ZM144 153H145V152H144ZM162 153H163V152H162ZM190 153H191V152H190ZM197 153H199V152H197ZM233 153H231L230 155H232ZM129 154H130V153H129ZM139 154H140V153H139ZM145 154H146V153H145ZM152 154H151V155H152ZM177 154H178V153H177ZM186 154H187V153H186ZM193 154H194V153H193ZM193 154H192V157H195L194 155H196V154H194V155H193ZM212 154H213V153H212ZM236 154H237V153H236ZM117 155H118V154H117ZM119 155H120V154H119ZM130 155H131V154H130ZM146 155H147V154H146ZM162 155L164 156L165 153L162 154ZM175 155H176V154H175ZM179 155H178V156H179ZM190 155H191V154H190ZM197 155H198V154H197ZM197 155H196V160L200 159V158H197ZM199 155H201V154H199ZM208 155H209V154H208ZM103 156H104V155H103ZM144 156H145V155H144ZM157 156H158V155H157ZM170 156H171V157H170ZM187 156H188V155H187ZM201 156H202V155H201ZM212 156H213V155H212ZM228 156H229V155H228ZM233 156H235V155L233 154ZM159 157H161V156H159ZM189 157H190V156H189ZM199 157H200V156H199ZM203 157H204V155H203ZM206 157H207V156H206ZM215 157H216V156H215ZM218 157H219V156H218ZM218 157H217V159H218ZM229 157H230V156H229ZM103 158H104V157H103ZM123 158H124V157H123ZM140 158H141V157H140ZM157 158H158V157H157ZM163 158H164V157H163ZM186 158H187V157H186ZM201 158H202V157H201ZM204 158H205V157H204ZM211 158H212V157H211ZM221 158H222V157H221ZM225 158H227V157H225ZM237 158H239V157H237ZM237 158H236V159H237ZM124 159H125V158H124ZM159 159H160V158H159ZM161 159H162V158H161ZM164 159H166V161H168V162L171 160V159H170V160H167V158H164ZM184 159H185V157H183V159H180V160H184ZM208 159H209V158H208ZM104 160H105V159H104ZM126 160H127V158L125 159L124 164L127 163ZM136 160H137V159H136ZM196 160H195V161H196ZM213 160H215V159H213ZM223 160H224V158H223ZM102 161H103V159H102L100 162H102ZM105 161H106V160H105ZM105 161H104V162H105ZM110 161H111V160H110ZM162 161H164V160H162ZM171 161H172V160H171ZM171 161H170V162H171ZM174 161H175V159H174ZM185 161H186V159H185ZM195 161H192V162H195ZM204 161H205V159H204ZM216 161H217V160H216ZM114 162H115V161H114ZM141 162H143V161H141ZM144 162H145V161H144ZM168 162L165 163V161H164L163 163H164V165L166 164L167 166L172 165V163L170 164V162H169L170 165H168ZM179 162H180V161H179ZM179 162H178V163H179ZM183 162H184V161H183ZM183 162H181V163H183ZM186 162L189 163L190 161H186ZM200 162H202V161H200ZM205 162H207V161H205ZM208 162H210V159H209ZM220 162H221V161H220ZM236 162H239L240 167H241L242 164H243V163L241 162L240 159H238V161H236ZM146 163H147V161L145 162V164H146ZM176 163H177V162H176ZM184 163H185V162H184ZM184 163H183V164H184ZM188 163H187V164H188ZM216 163H217V162H216ZM222 163H223V162H222ZM109 164H110V163H109ZM109 164H108V163H105V167L107 166V167L109 168V166H108ZM113 164H114V163H113ZM113 164L110 165V166H113ZM115 164H117V163H115ZM115 164H114V165H115ZM138 164H139V166H140V164H142V163H137V161H136V164H135L136 166H134V167H137ZM189 164H190V163H189ZM193 164H194V163H193ZM198 164L200 165L201 163H198ZM208 164H209V166H210V163H208ZM208 164H206V166H208ZM226 164H227V163H226ZM236 164H237V163H236ZM117 165H119V163H118ZM117 165H116V166H117ZM133 165H134V164H133ZM143 165H144V163H143ZM143 165H142V166H143ZM190 165H191V164H190ZM196 165H197V164H196ZM196 165H195V166H196ZM199 165L197 166V169L200 168ZM215 165H216V164H215ZM98 166H99V165H97V167H98ZM116 166H115L114 168H116ZM187 166H188V165H187ZM192 166H193V165H192ZM201 166H202V164H201ZM204 166H205V165H204ZM237 166H238V164H237ZM243 166H244V164H243ZM101 167H103V166H101ZM107 167L104 168V169H106V172H104V169H101L100 167L96 168V169L99 170V171H98L99 174H97V175L99 176V177H98V178H99V182H98V183H100V185H99V184H98V185L101 187V188H100V189H101L100 193H101L102 190H103V192H102L101 194H105V188H104V187H106V183H109V182H107L108 180L106 179V177H107L108 174H106L105 177H104V173H107V169H108ZM118 167H119V166H118ZM118 167H117V169H118ZM125 167H126V166H125ZM131 167H133V166H130L129 168H131ZM99 168H100L101 170H103V172H102ZM112 168H113V167H112ZM114 168H113V169H114ZM119 168L121 169L122 166L119 167ZM123 168H124V167H123ZM138 168H139V167H138ZM151 168L153 169V167H151ZM151 168H150V169H151ZM203 168L205 169L206 167H203ZM203 168H200V170L203 169ZM210 168H211V167H210ZM237 168H238V167H237ZM126 169H127V167H126ZM133 169L135 170V168H132L131 170H133ZM147 169H148V168H147ZM147 169H146V170H147ZM172 169H173V168H172ZM204 169H203V170H204ZM207 169H208V167H207ZM233 169H234V168H233ZM238 169H240V168H238ZM243 169H246V167H245V166H244V167H241V171L239 170V172H238L237 174H236V172H235V174H233V172H234L233 170H232L233 172H231V173L228 171L229 174L231 175V177H229V176H228V177H229L231 180H233V182L231 181V182H232V185L230 186V188L234 186L233 189H229V190L232 191L231 196L234 195V196H233L234 198L237 197V198L240 199V198L244 197V196L241 197V195H242V193H243L244 191H243V190H239V189H237V185H238L239 182L237 181V182H238V183H237V182L234 180V179H236V176H237V177H240V175L242 176V174H243V175L247 174V173H245V171H243ZM109 170H110V168H109ZM121 170H122V169H121ZM131 170H128L127 172H129V171L131 172ZM137 170H139V169H137ZM143 170L145 171V169H143ZM155 170H156V169L154 168V171H155ZM205 170H206V169H205ZM141 171H142V170H141ZM156 171H157V170H156ZM207 171H211V170L208 169ZM207 171H205L203 174H205ZM230 171H231V170H230ZM112 172H113V170H112ZM119 172L122 173L121 171H119ZM133 172H134V171H133ZM137 172H138V171H137ZM137 172H135V173H137ZM142 172H143V171H142ZM152 172H153V171H152ZM150 173H151V171H150ZM216 173H217V172H216ZM216 173H215V174H216ZM122 174H125V173H122ZM142 174H143V173H142ZM163 174H164V173H163ZM174 174H175V173H174ZM174 174H172V175H174ZM179 174H180V173H179ZM182 174H184V173H182ZM182 174H181V175H182ZM185 174L187 175V173H185ZM207 174H208V173H207ZM207 174H206V175H207ZM210 174H212V173H210ZM210 174H209V175H210ZM217 174H218V173H217ZM127 175H128V173H127ZM108 176H109V175H108ZM143 176H144V175H143ZM146 176H147V175H146ZM153 176H154V175H153ZM157 176H158V175H157ZM170 176H171V175H170ZM214 176H215V175H214ZM147 177H148V176H147ZM147 177H146V178H147ZM173 177H175V176H173ZM184 177H185V175H184ZM245 177H247V176H245ZM107 178H108V177H107ZM149 178H150V177H149ZM149 178H148V179H149ZM169 178H170V177H169ZM169 178H168V179H169ZM181 178H182V177H181ZM185 178L188 179L187 176H186ZM185 178H183V180H184ZM190 178H191V177H190ZM214 178H215V177H214ZM110 179H111V178H110ZM142 179H144V178H142ZM148 179H147V180H148ZM151 179H152V177H151ZM156 179H157V178H155V180H154V179H152V180H153L154 182L156 181V183H158L157 180H158L159 178H158L157 180H156ZM170 179H171V178H170ZM173 179H174V178H173ZM202 179H204V175H203V178H202ZM215 179H216V178H215ZM144 180H146V179H144ZM199 180H200V179H199ZM220 180H221V179H220ZM227 180H228V179H227ZM237 180H239V178H238ZM240 180H241V179H240ZM109 181H110V180H109ZM113 181H114V179H113ZM149 181L151 182V180H149ZM153 181H152V182H153ZM158 181H159V180H158ZM161 181H162V183H163L164 178H163V180H161ZM187 181H188V180H187ZM228 181H229V180H228ZM234 181L237 183V185H235ZM256 181H257V180H256ZM110 182H112V181H110ZM147 182H148V181H147ZM171 182H172V181H171ZM174 182H176V180H175ZM181 182H182V181H181ZM184 182H185V181H184ZM229 182H230V181H229ZM112 183H113V182H112ZM114 183H115V182H114ZM160 183H161V182H160ZM160 183H159V184H160ZM168 183H169V182H168ZM203 183H204V182H203ZM208 183H209V182H208ZM247 183H249V182H247ZM247 183H246V184H247ZM110 184H111V183H109V185H110ZM159 184H158V185H159ZM169 184H170V183H169ZM171 184H172V183H171ZM198 184H199V187H200V183H198ZM205 184H206V183H205ZM210 184H211V183H210ZM229 184H230V183H229ZM109 185H108V186H109ZM111 185H112V184H111ZM111 185H110V186H111ZM113 185H114V184H113ZM147 185H148V184H147ZM151 185H152V184H151ZM151 185H150V183H149V186H148V187H151ZM155 185H156V184H155ZM167 185H168V184H167ZM173 185H174V184H173ZM173 185H172V186H173ZM201 185H202V184H201ZM226 185H227V184H225V186H226ZM103 186H104V187H103ZM110 186H109V188H110ZM142 186H143V185H142ZM159 186H160V185H159ZM172 186H171V187H172ZM204 186H206V185H204ZM207 186L209 187L210 185L207 184ZM235 186H236V187H235ZM238 186H240V185H238ZM184 187H185V186H183V188H184ZM191 187H192V186H191ZM201 187H202V186H201ZM201 187H200L199 189H204V188H201ZM208 187H207V189H209ZM215 187H216V186H215ZM244 187H245V185H244ZM106 188H107V187H106ZM109 188H107V189H109ZM135 188H136V187H135ZM135 188H134V189H135ZM141 188H142V187H141ZM177 188H178V187H177ZM180 188H182V186H181ZM185 188H187V185H186ZM205 188H206V187H205ZM225 188H226V187H225ZM227 188H228V187H227ZM240 188H241V186H240ZM107 189H106V190H107ZM139 189H140V185H139L138 190H139ZM165 189H166V188H165ZM178 189H179V188H178ZM178 189H177V190H178ZM188 189H190V188H188ZM195 189H196V188H195ZM207 189H206V190H207ZM243 189H244V188H243ZM246 189H247V188H246ZM246 189H244V190H246ZM140 190H141V189H140ZM154 190H155V188H154ZM166 190H167V189H166ZM192 190H193V187H192ZM221 190H222V189H221ZM229 190H228V191H229ZM109 191H110V190H109ZM120 191H122V190H120ZM123 191H124V190H123ZM132 191H134V190H132ZM157 191H158V188H157ZM179 191H180V189H179ZM202 191H203V190H202ZM204 191H205V190H204ZM204 191H203V192H204ZM223 191H224V190H223ZM223 191H222V193H223ZM231 191L227 192V194H228V193H231ZM240 191H241L242 193H240ZM124 192H125V191H124ZM124 192H121V193H124ZM135 192H136V190H135ZM140 192H141V191H140ZM199 192H200V190H199ZM208 192H209V191H208ZM208 192H207V193H208ZM107 193H108V192H107ZM107 193H106V194H107ZM109 193H110V192H109ZM137 193H138V192H137ZM163 193H164V192H163ZM190 193H191V192L189 191V194H190ZM101 194H100V195H101ZM124 194H125V193H124ZM128 194H130V193H128ZM172 194H173V193H172ZM176 194H177V193H176ZM182 194H183V190H182ZM189 194L187 193L186 197H187ZM191 194H193V193H191ZM198 194H199V193H198ZM198 194H196V195H198ZM201 194H202V193H201ZM201 194H200V195H201ZM205 194H206V193H205ZM243 194L245 195V193H243ZM133 195H134V192H133ZM133 195H132V196H133ZM154 195H155V194H154ZM223 195H224V194H223ZM228 195H229V194H228ZM103 196H104V195H103ZM103 196H101V197L104 198V197H106L107 195L104 196V197H103ZM152 196H153V195H152ZM167 196H168V195H167ZM180 196H181V195H179V198H180ZM189 196H190V195H189ZM189 196L187 197L188 199H184V202H185V201H188V200L193 201V199H192V198H194V197H192L193 195L191 196L190 199H189ZM204 196H205V195H204ZM217 196H218V195H217ZM246 196H247V195H246ZM246 196H245V197H246ZM168 197H169V196H168ZM168 197H167V198H168ZM175 197H176V196H175ZM175 197H174V199H175ZM177 197H178V196H177ZM186 197H185V198H186ZM195 197H196V196H195ZM201 197H202V196H201ZM229 197H230V196H229ZM148 198H149V199H148L147 201L150 200V202H151V200H152L151 197L149 196ZM156 198H157V197H156ZM161 198H162V196H161ZM164 198H165V197H164ZM182 198H183V196H182ZM198 198H199V197H198ZM198 198H197V200H198ZM218 198H220V195H219ZM106 199H108V198H106ZM153 199H155V198H153ZM165 199H166V198H165ZM165 199H164V200H165ZM174 199H173L172 201H174V203L177 205L178 198H177V201H175L176 199H175V200H174ZM191 199H192V200H191ZM199 199H202V198H199ZM204 199H205V198H204ZM206 199H207V198H206ZM206 199H205V200H206ZM209 199H210V197H209ZM221 199H222V197H221ZM239 199H238V200H239ZM102 200H103V199H102ZM195 200H196V199H195ZM197 200H196V201H197ZM202 200H203V199H202ZM236 200H237V199H236ZM159 201H160V200H159ZM166 201L168 202V200H166ZM170 201H171V200H170ZM170 201H169V205L173 203V202L171 203ZM179 201H181V200H179ZM179 201H178V202H179ZM182 201H183V200H182ZM241 201H242V199H240V202H241ZM102 202H104V201H102ZM219 202H220V201H219ZM236 202H237V201H236ZM238 202H239V201H238ZM108 203H109V201H108ZM148 203H149V202H148ZM102 204H103V205H102L103 208H105V207H106V206H105V205H106L105 202L102 203ZM237 204H238V203H237ZM108 205H109V204H108ZM173 205H174V204H173ZM213 205H214V204H213ZM232 205H235V199H233V198L230 199V198H228V196H227V198H225V201H224V199H223V202H221V203L218 204V205H214L212 211H213V213H218V215H219L221 218H224V217H226V215H228V212H229V211H228V210H229L228 207H230V206H232ZM171 206H172V205H171ZM106 208H107V207H106ZM227 209H228V210H227ZM102 210H104V209H102ZM104 211H107V210H104ZM226 211H228V212H227V214L225 215ZM209 213H211V212H209ZM104 214H105V212H104ZM104 214H103V216H106V215H104ZM205 214H206V213H205ZM211 214H212V213H211ZM201 215H202V214H201ZM215 215H216V214H215ZM107 216H108V212H107ZM213 217H214V216H213ZM105 218H106V217H105ZM203 219H205V218H203ZM205 220H206V219H205ZM219 220H220V219H219ZM210 222H211V221H210ZM255 222L259 223V227H260V226L262 225V223L264 222V219L262 220V219H260L259 217H256V218H255ZM105 223H106V222H105ZM199 224H200V223H199ZM105 225H106V224H105ZM200 225H202V224H200ZM106 226H107V225H106ZM202 228H203V230H204V228H205V223H203V227H202ZM203 230H202V231H203ZM197 231H198V230H197ZM240 235H241V231H240L239 236H240ZM204 237H205V235H204ZM203 243H204V242H203ZM207 243H208V242H207ZM207 243H206V244H207Z\"/></svg>", "mask_w": 264, "mask_h": 264}]
</instances>
